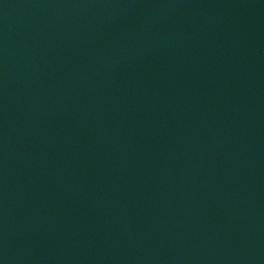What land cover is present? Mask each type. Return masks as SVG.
Segmentation results:
<instances>
[{
  "label": "water",
  "instance_id": "obj_1",
  "mask_svg": "<svg viewBox=\"0 0 264 264\" xmlns=\"http://www.w3.org/2000/svg\"><path fill=\"white\" fill-rule=\"evenodd\" d=\"M0 264H264V0H0Z\"/></svg>",
  "mask_w": 264,
  "mask_h": 264
}]
</instances>
